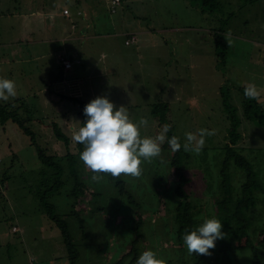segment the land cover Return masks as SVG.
<instances>
[{
	"label": "rangeland",
	"instance_id": "obj_1",
	"mask_svg": "<svg viewBox=\"0 0 264 264\" xmlns=\"http://www.w3.org/2000/svg\"><path fill=\"white\" fill-rule=\"evenodd\" d=\"M219 1L220 12L210 14L188 0H124L116 12H112L107 0H88V24L91 28L93 23L94 27L79 40L57 35L56 30L63 29L59 23L46 34L36 9L25 7L30 0H0V78L15 81L17 91L14 99L3 103L11 105L16 99L21 100L16 106H24L20 108L24 117L26 114L33 117L30 126L39 145L47 156H55L64 165L65 177L70 179L60 189L52 190L55 176L39 159L30 138L15 124L3 126L0 122V180L5 173L10 176L5 186H0V264L71 263L61 230L42 203L44 195L69 224L80 253L77 264L117 263L129 251L137 233L141 237L138 257L151 250L166 264H193V255L188 254L183 240L179 242L175 233V171L182 164L192 178L189 191L192 201L202 207L198 215L202 223L206 219H218L211 206L214 193L206 194L209 181L205 172L209 169L212 183H218L220 174L216 166L229 140L232 117L240 118L239 133L245 136L238 147L259 171L264 183V127L242 118L241 90L248 84L257 86L260 95L255 102L262 110L259 114L264 115V0L252 4L243 0ZM66 3L72 13L77 12L78 3L73 0ZM60 5L64 7L65 3ZM116 15L121 17L117 26L113 22ZM228 30H231V48L223 36ZM126 32L137 34V41L131 46L125 45ZM217 35L223 37L227 47L225 65H220L216 57L220 50L215 46ZM63 55L72 60L70 70H65L61 63ZM107 67L116 70V75L110 73L117 82L112 90L124 94L123 90L130 88L132 92H125L123 102L144 106L141 116L132 117L144 116L151 122L146 131L144 127L139 129L141 137H155L162 130V127L158 130L151 102L169 103L168 117L182 144L187 132L216 131L215 135L205 137L202 148L208 154L210 168L201 162L203 151L202 158L192 156L187 160L183 157L185 151L168 148L151 163L142 162V180L122 174L127 190L140 203L138 208L130 207L127 198L114 191L108 177L96 183L106 184L108 188L96 196L90 180L93 173L86 168L82 172L84 182L89 184L84 188L85 196L76 199L71 195L79 190L66 160L68 153L75 155L78 151L72 130L81 127L77 122L83 123V107L95 98L89 96L93 94L90 91L85 95L84 87H77L70 80L64 79L62 83L49 80L48 72L57 70L83 82L93 76L92 86L102 92L95 83L104 84L107 79H99ZM158 84L163 85V93L153 90ZM223 98L229 99V110ZM131 114L135 115V110ZM55 124L68 136L69 145L56 137ZM231 175L236 186L246 178L245 172L235 166L231 167ZM258 198L257 206L251 210L254 224L250 236L261 244L264 193H258ZM139 215L143 217L140 229ZM14 226L17 232L12 231ZM247 239L246 235H237L233 248L226 252L220 249L217 240L215 248L209 250L211 255H206L209 263L250 264ZM130 260L132 257L123 264H129Z\"/></svg>",
	"mask_w": 264,
	"mask_h": 264
},
{
	"label": "trees",
	"instance_id": "obj_2",
	"mask_svg": "<svg viewBox=\"0 0 264 264\" xmlns=\"http://www.w3.org/2000/svg\"><path fill=\"white\" fill-rule=\"evenodd\" d=\"M191 4H198L199 7L202 8L204 13H219L221 10V3L219 0H188ZM247 4L255 3L258 0H243ZM223 29V28H222ZM222 30L220 34L222 35ZM221 35H217L215 39V46L217 49L216 57L218 63L220 65H225L227 61L226 53L227 47ZM244 96V89H241ZM74 100H77L74 98ZM229 101V99H227ZM256 99H246L244 96L243 102V110L244 116L242 118H246L251 122H255L257 125L264 127V115H260L259 113L262 111L260 107L257 105ZM21 100H15L11 105L4 104L3 101H0V122L3 126H6L9 123L15 124L19 130L23 132L26 136L30 138V141L33 146L36 147L38 157L42 161V163L52 169V176L54 175L55 183L52 186V190H58L70 179H66V169L64 165L60 164L56 161L55 156H47L45 154V150L39 145L36 139V132L31 128L30 124L34 121L31 115L26 114L24 117L20 114V108H24L23 105H17L16 102ZM225 107L229 110L231 104L228 101H225L223 98ZM15 103V104H14ZM10 107V108H9ZM11 107L14 108L11 110ZM84 108V107H83ZM84 110V109H83ZM170 112V105L167 102H159L153 105L152 114L157 122L163 127V125L168 124L171 126L170 131L167 133V137L170 139L172 136H176L174 125H172L168 114ZM232 117V127L230 133L228 135L229 140L224 144L222 151V160L217 163V170L220 174V179L217 184L212 183L213 174L209 169H206V180L209 181V184L206 185V194L213 191L214 200L211 202L212 209L216 212V216L218 220L222 223L223 228L222 232L224 233V238L218 240V245L223 252H226L229 249L233 248V241L236 236H244L248 237L247 244L245 246L249 247L251 250V262L250 264H264V229H261L263 242L261 244L255 243L252 241L250 236V229L253 226L252 213L251 210L257 206V202L259 200L258 193H264V183L260 178L259 171L255 169L253 163L246 157L245 154L238 147L239 141L242 138L243 133H239V127L241 124L240 118ZM86 121V117L84 115L83 123ZM56 137L69 145V138L64 134L62 129L55 124ZM228 139V138H227ZM180 142V141H179ZM181 143V142H180ZM181 145H183L181 143ZM162 154L164 149L170 148L167 142L162 145ZM77 153L73 155V153H68L66 155L67 167L69 171H71V175L73 176L76 186L79 189L76 192H72L76 199L82 196H85L84 188L89 187V184L84 182L83 171L85 170L83 162L80 160V154L84 150V146L80 143L77 144ZM184 151L183 147H181L180 151ZM170 151L172 149L170 148ZM202 155L204 160L202 163H205L206 168H210V163L208 162V154H205V150L202 149ZM201 151L199 154L195 152H186L183 154L184 159H190L192 156H198L202 158ZM207 153V152H206ZM205 155V157H204ZM220 155V154H219ZM79 156V157H78ZM217 156V155H215ZM197 157V158H198ZM81 164V167H80ZM237 167L242 169L245 172L244 180L241 184L236 186L233 183L232 175H231V167ZM143 167V166H142ZM144 168V167H143ZM176 188L174 189L175 197H176V213L174 216L175 223V233L178 241L180 242L185 234V230L187 229L189 232L194 230L197 226L202 224V221L199 219L198 215L200 214V210L202 207H198L197 203L192 201V194L189 191V184L192 182V178L190 175L186 173L185 166L182 164L176 169ZM143 174V169H142ZM104 179L108 177L110 179V184H112L115 188V192H118L121 196H125L127 198V202L130 207H136L140 205L139 201L136 199L135 195L127 190V182L123 180L121 177L114 178L108 173L101 174ZM0 186H5L7 180L10 178L8 174H4L1 176ZM141 177V176H140ZM142 180V177H141ZM145 179L143 178V181ZM141 186H145V183L141 182ZM94 185L95 194L98 196L100 193H105V190L108 188L106 184L98 185L93 182L92 187ZM215 189V190H214ZM48 192V191H47ZM0 194H2L0 192ZM47 195H44L42 198V203L46 207L47 213L49 214L50 219H52L56 225L60 228L61 233L63 235L65 244L67 249L69 250V258L70 264H77L79 260V250L74 242V238L70 233L69 224L63 215H58L55 212L54 204L47 201L45 199ZM214 205V206H213ZM200 208V209H199ZM70 215V214H69ZM143 223V217L139 215L138 228H141V224ZM243 231V232H242ZM141 237L137 233L133 242L131 243V248L128 252L123 254V256L118 260L115 264H123L127 258L132 257L129 264H135V261L138 259V243ZM193 264H210L206 255H198L193 254Z\"/></svg>",
	"mask_w": 264,
	"mask_h": 264
},
{
	"label": "clouds",
	"instance_id": "obj_3",
	"mask_svg": "<svg viewBox=\"0 0 264 264\" xmlns=\"http://www.w3.org/2000/svg\"><path fill=\"white\" fill-rule=\"evenodd\" d=\"M228 45L232 46L231 30L223 34ZM260 93L255 84H248L244 88L246 99H257ZM17 96L15 81L0 78V101L7 102ZM86 121L79 123L81 127L72 130V139L84 146L80 160L86 169L90 170L91 182L99 183L103 180L102 173H108L114 178L122 174L132 177L142 175L141 164L151 163L161 155V146L167 142L172 151L183 147L185 152L199 154L205 143V137L216 134L215 129H199L197 133H185L183 145L179 138L167 133L171 126L163 125L162 130L155 137H141L139 129L147 127L148 120L140 118L133 122L128 115V108L120 106L116 109L114 103L105 96L93 99L84 107ZM223 225L218 219H206L202 224L190 232L186 229L183 243L189 255H211L216 241L224 238ZM136 264H166V261L157 258L156 253L144 251L136 260Z\"/></svg>",
	"mask_w": 264,
	"mask_h": 264
},
{
	"label": "crops",
	"instance_id": "obj_4",
	"mask_svg": "<svg viewBox=\"0 0 264 264\" xmlns=\"http://www.w3.org/2000/svg\"><path fill=\"white\" fill-rule=\"evenodd\" d=\"M67 1H69V0H30L31 3L28 2V5L27 6L24 5V6L27 9L30 6H31V8L36 9V12H37L36 15L39 18H41V22H42L41 24H42V27L44 28L46 34H50V27H53L55 24L59 23L63 29L56 30V34L57 35L63 37L64 39H69L70 37H68V36H73L74 38L81 40L86 35L85 32L88 33V31L90 29L92 30V28L94 27V24L93 23L91 25V28H90V24H88L89 23V20H90V16L86 12V10H87L86 7L88 6V0H73L76 3H78L77 10H76L77 12H75V13H72L71 10L68 8L69 6L66 3ZM107 1H108V3L111 4V0H107ZM123 1L124 0H121V4L123 3ZM60 3H65V6L64 7L61 6ZM26 8H24V10ZM20 9H22V7ZM66 9L69 11V13L67 15L64 14V11ZM32 12H33V10H32ZM76 14L78 15L77 17H76ZM21 16L22 15H19V17H21ZM79 16H83V17H79ZM118 16L119 15H116V17H115V19L113 21L115 23V26L118 25L119 20L121 19V17H118ZM80 23H82L81 27H79ZM69 26H70V28H69ZM77 29H80V32H77L76 33L74 31V30H77ZM152 29L154 30L153 27H152ZM91 32H89L88 34H90ZM149 32H150V30H149ZM120 33L122 34L123 32H120ZM93 34L94 33H92V35ZM147 34H149V33H147ZM125 35H127L126 41L129 38L133 37V36L136 37L135 42L137 41V36H136L137 34H136V32H131V33L130 32H126ZM25 36H27V35H25ZM128 36H130V37H128ZM28 40H25V41L27 42ZM19 41L21 42V40H19ZM125 45L131 46V45H128V44H125ZM63 60H70L71 63H72V60L67 55L61 56V63H62ZM117 66H119V65H117ZM72 67H73V63H72ZM71 68H69V69H65L64 68V69L65 70H70ZM107 68H109V67H107ZM115 71L111 70V68H109L107 70H104L102 72V75H101L102 77H100L99 80L100 81L102 79H105V80L107 79V80L102 85H99L98 83H95V85L101 87L102 92L95 91L96 89L92 86L91 79H92L93 76H90V78L88 76L86 78L87 81L86 82H83V81H80V80H78L76 78H70V77H68L66 73L59 72L57 70H50L48 72V79L49 80L52 79L53 82H60V83H62V81H64V79L70 80L71 82H74V84H77V87H79V85L82 88L84 87L85 95H88L87 94L88 91H90L91 93H93L92 95H89V96L90 97H94V98H97V97H100V96H104L105 93H107V96L106 97L109 98L110 100L113 99L111 102L114 103V105L116 106V109L117 110L119 109L120 106L127 107L128 108V112H129L128 114H129L130 119L133 122H138L140 118L139 119H134L132 117L137 116V115H140L141 116L140 111L143 109L144 106H142L140 103L123 102L122 99H124V96H125L124 94H125L126 91H129L130 88L124 89L123 90L124 94L121 93V92H118L116 90L115 91L112 90L113 88H115V85H116L117 82L115 81L114 78H111L110 77V73L112 72V73H114V75H116L115 74ZM107 84H110L112 87H108ZM153 90L154 91H159L161 93L164 92L163 85H159V86H157V89H153ZM129 93L130 94L132 93L131 90L129 91ZM75 98H77V97H75ZM142 103L143 104H146L147 102L145 101V102H142ZM156 103L157 102H154V103L151 102L152 106L154 104H156ZM134 106H136V108ZM133 110H135V115L134 114L133 115L131 114V111H133ZM151 112H152V110H151ZM168 116H169V114H168ZM142 117H144V116H142ZM147 120H148V125H147V127H144L145 131H146V128H149V126L151 125L150 120L149 119H147ZM155 124H157V122ZM158 125H159V127H158V130H159L160 127H162V126L159 123H158ZM244 137L245 136H243L242 138H244ZM241 151H243V150L241 149ZM162 155L163 154L161 153V155L158 158H160ZM158 158H155V160L158 159ZM14 227H16V226H14ZM14 227L12 228V231L13 232H17L18 231V228L16 227L17 228V231H14Z\"/></svg>",
	"mask_w": 264,
	"mask_h": 264
},
{
	"label": "built area",
	"instance_id": "obj_5",
	"mask_svg": "<svg viewBox=\"0 0 264 264\" xmlns=\"http://www.w3.org/2000/svg\"><path fill=\"white\" fill-rule=\"evenodd\" d=\"M120 4H121V0H111V9H112V12H116V10L120 6ZM68 13H69V11L66 9L64 11V14L67 15ZM135 40H134V36H133V37L129 38L126 41V44L131 45L132 43L135 42ZM62 64H63V66H64L65 69H69V68L72 67V63H71L70 60H63L62 61ZM14 231H17V228L16 227H14Z\"/></svg>",
	"mask_w": 264,
	"mask_h": 264
}]
</instances>
